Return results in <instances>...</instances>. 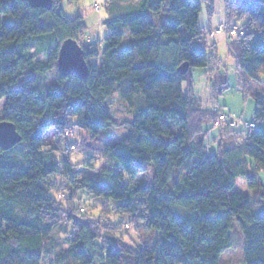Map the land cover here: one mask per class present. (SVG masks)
<instances>
[{
  "label": "trees",
  "instance_id": "trees-1",
  "mask_svg": "<svg viewBox=\"0 0 264 264\" xmlns=\"http://www.w3.org/2000/svg\"><path fill=\"white\" fill-rule=\"evenodd\" d=\"M51 1L47 10L0 0V101L5 100L0 123L12 124L21 138L7 151L0 148V264H42L47 258L55 264H220L233 246L234 222L243 236L245 264H264V185L258 180L264 173V129L257 130L255 123H245L253 129L216 128L220 115H231L203 109L193 92L191 69L210 65L199 20L201 5L213 7V0H108L104 26L109 34L101 51L97 44H78L86 79L62 76L57 63L61 45L77 42L87 25L81 17H67L58 0ZM223 2L228 20L222 27L245 19L230 50L247 83L260 85L261 92L253 95L255 119L264 121V80H259L264 76V0ZM128 39L132 42L121 49ZM35 42L41 45L32 54ZM183 63L189 66L186 75L178 73ZM52 71L58 89L41 88L37 76ZM115 88L130 107L140 100L136 115L128 133L104 148L112 165L101 169L96 181L85 178L76 187L113 206L118 215L139 218L158 238L134 250L119 238L103 241L92 219L70 213L65 221L71 235L66 249L56 253L53 235L66 212L52 182L76 184L77 165L65 156L57 161L58 149H48L44 137L49 131L64 136L73 118L77 128L97 139L113 124L107 102ZM226 89V82L214 81L213 98ZM239 129L246 137L237 145ZM213 130L220 132L216 154L210 152ZM92 159L86 156L84 165L92 166ZM150 167L149 185L125 182V176L133 179ZM238 178L260 202L252 204L249 196L234 191ZM79 205L74 202V209Z\"/></svg>",
  "mask_w": 264,
  "mask_h": 264
},
{
  "label": "rangeland",
  "instance_id": "rangeland-1",
  "mask_svg": "<svg viewBox=\"0 0 264 264\" xmlns=\"http://www.w3.org/2000/svg\"><path fill=\"white\" fill-rule=\"evenodd\" d=\"M58 1L67 17L70 19L81 17L87 25L84 34L78 35V44L81 46L97 44V47L101 51V47L104 46V39L109 34L108 29L104 26V22L107 20L106 6L109 3L108 0ZM130 1L135 2L136 0ZM165 20V18L158 19L157 24H163ZM227 20L223 0H213V7H209L206 4L201 5L199 21L200 25L204 27V42L206 45V52L210 55V65L207 69H191L190 76L193 77L194 80L193 92L202 102L203 109L214 113L220 111L229 114L233 119L241 120L243 123H255L257 130H263L264 121H257L255 119V101L253 97L254 92H261V88L260 85L255 82L251 84L247 83L248 80H245L246 78H243L241 75L237 66V61L230 50L231 44L236 43L237 40L219 31V27L225 26ZM244 22L245 19H240L234 22V26L239 28ZM130 42H132L131 39L124 40L120 48L124 49L128 47ZM40 45L41 43L35 42V45L33 44L31 46L30 52L32 54L37 53ZM53 49H55V45L52 46L51 50ZM37 59L46 60L44 56L40 55H38ZM55 76L56 75L52 71L37 76V80L41 88L55 91L58 89ZM222 80L226 82L227 89L223 91L217 99H214L212 94L214 81ZM259 80L263 81L264 76L259 75ZM186 88L187 85L185 83L184 90ZM139 103L140 100L136 99L135 105L130 107L120 100L117 89L115 88L107 102L112 114L113 124L97 139H91L86 132L77 128L73 118L69 121L72 127L67 130L72 133L71 137H65L62 133H55L54 131L49 132L44 137L48 149L51 147L58 149L54 153V157L57 161L65 156L72 164L77 165L75 168L76 184L71 185L59 178H56L52 182L55 183L54 186L57 193L61 195L60 201L62 203V208H64L66 212L63 215L59 228L53 235L56 245L54 251L56 253L66 249L65 239L69 238L71 235V227L65 221L66 214L70 213L76 218L92 219L103 241H105L106 238L115 242V239L119 238L131 249L140 250L149 247L157 240L158 234L147 231L139 218L131 219L127 216L118 215L113 211V206L104 203L100 199L94 201L93 197L76 187L78 182L80 183V181L85 178L96 181L100 170L108 165H112V162L109 159L106 160L103 155L104 148L113 142L120 141L123 136L128 133L127 125L134 119ZM4 104L5 100L3 99L0 101V113ZM236 133H239V135L241 134V136L235 139V144L240 145L245 140L246 134L240 129L237 130ZM219 135L220 132L218 130H213L209 135L210 139L214 140L210 145V152L212 154H216L217 152V144L220 142ZM71 141L74 143L77 142L76 145L73 143L75 150L70 148L72 145ZM86 156L93 158L91 160L92 166L84 165ZM118 171L122 172L120 169ZM152 178L153 169L150 167L146 169L145 172L138 173L133 179H128V177L125 176V182L136 187L149 185ZM258 180L264 185L263 172L259 173ZM234 191L244 196H249L252 199V204H254V199L260 202V198L254 196V191L248 190L244 178L237 179ZM69 194L72 198L67 200ZM74 202L76 205L82 204L78 206V210L74 209ZM258 204L260 205V203ZM81 209L85 210L84 213L81 212ZM252 212L256 216L260 215L254 205L252 206ZM231 236L233 246L222 256L220 264H245L243 256L244 240L235 222L231 229ZM52 259L53 258L44 259L42 264H55Z\"/></svg>",
  "mask_w": 264,
  "mask_h": 264
},
{
  "label": "water",
  "instance_id": "water-1",
  "mask_svg": "<svg viewBox=\"0 0 264 264\" xmlns=\"http://www.w3.org/2000/svg\"><path fill=\"white\" fill-rule=\"evenodd\" d=\"M26 1L33 8L51 9V0H21ZM58 70L62 76H67L70 73H74L82 79H86L88 69L84 59V51L78 45L75 40L65 41L59 50L58 56ZM189 66L187 63H183L178 68V73L186 75L188 73ZM21 141L20 136L15 131L12 124L7 122L0 123V148L7 151L13 148Z\"/></svg>",
  "mask_w": 264,
  "mask_h": 264
},
{
  "label": "built area",
  "instance_id": "built-area-1",
  "mask_svg": "<svg viewBox=\"0 0 264 264\" xmlns=\"http://www.w3.org/2000/svg\"><path fill=\"white\" fill-rule=\"evenodd\" d=\"M219 31L224 32L228 35V37L232 38L237 35H242V31L239 30L236 27H220ZM240 126H245L246 128L253 129V124H245L241 120L233 119L232 117L226 116V115H220L218 120L215 123L216 128L224 127L226 129H235L239 128ZM65 137H71L72 133L69 131H66L64 133ZM71 149H74L73 146H70Z\"/></svg>",
  "mask_w": 264,
  "mask_h": 264
},
{
  "label": "crops",
  "instance_id": "crops-1",
  "mask_svg": "<svg viewBox=\"0 0 264 264\" xmlns=\"http://www.w3.org/2000/svg\"><path fill=\"white\" fill-rule=\"evenodd\" d=\"M49 132H52V131H49ZM49 132H48V133H49ZM48 133H47V134H48Z\"/></svg>",
  "mask_w": 264,
  "mask_h": 264
}]
</instances>
